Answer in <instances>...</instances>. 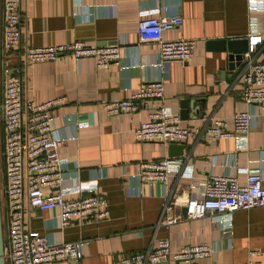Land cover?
Instances as JSON below:
<instances>
[{"label":"crops","instance_id":"0c3cea01","mask_svg":"<svg viewBox=\"0 0 264 264\" xmlns=\"http://www.w3.org/2000/svg\"><path fill=\"white\" fill-rule=\"evenodd\" d=\"M250 0H20V46L0 57V101L3 73L22 67L24 98L42 104L59 101L50 114L52 137L63 140L58 156L62 166V194L79 198L96 186L106 200L108 217L101 222L73 221L64 229L54 212L26 209L24 228L38 232L52 244L83 242L82 258L49 264H114L134 252L168 239L171 247L211 244L214 254L198 264H264V206L195 220L185 218L181 202L200 198L203 180L210 174L228 175L243 184L249 173L264 178V112L241 101L243 71L248 61H264V0H253L262 11L250 13ZM0 0V43H1ZM180 15L182 25L161 34L164 40L192 39L193 57L186 63L160 64L157 44L141 39L137 23L142 16ZM249 39L242 63L227 71V52L218 42ZM260 38V41L253 39ZM123 44L120 66L96 69L90 58H64L26 64V48L70 44ZM249 58V59H248ZM224 71H226L224 75ZM159 80L164 105L181 127L202 129L220 120L230 129L232 118L247 111L253 118L247 142L236 150L232 139L209 141L190 136L183 144L140 143L134 130L147 120V110L107 116L103 103L129 99L143 84ZM188 115L181 119V103ZM1 134V125H0ZM171 146V148H170ZM168 158L172 162L167 186L145 185L137 176L139 164ZM178 167L180 171L178 172ZM53 188H46L50 195ZM0 204L4 248L7 246L3 159L0 144ZM166 207H170L167 210ZM176 219L166 226L165 221ZM5 264H9L5 261ZM167 264H175L169 261Z\"/></svg>","mask_w":264,"mask_h":264},{"label":"built area","instance_id":"2783aa9c","mask_svg":"<svg viewBox=\"0 0 264 264\" xmlns=\"http://www.w3.org/2000/svg\"><path fill=\"white\" fill-rule=\"evenodd\" d=\"M262 1V0H261ZM250 13L262 11L255 1H248ZM182 25L180 15L148 17L137 23L141 39H152L157 44L160 64L164 62H188L195 51L192 39L164 40L161 34ZM20 0H2L0 57L5 59L16 50L22 40ZM260 41V38L253 39ZM123 44L87 46L75 41L70 44L26 48L25 63L55 62L64 58L80 60L90 58L96 69L110 65L120 66V49ZM249 59V58H248ZM23 67V66H22ZM22 67L9 70L2 67L3 85L0 101V144L3 159L5 219L7 246L4 258L9 264H49L59 261H78L82 258L83 242L52 244L38 232L24 228L26 209L54 212L64 229L75 220L80 224L101 222L107 219L106 200L97 187L83 189L79 198L66 200L62 194V166L66 160L58 156L63 140L52 137L54 118L50 114L59 101L36 104L24 98L20 75ZM241 101L264 112V61H248L243 71ZM163 82L156 80L141 85L129 99L104 102L107 116H124L147 110V120L134 130V138L140 143L159 142L165 146L183 144L190 136H202L209 141L232 139L236 150L247 142L253 116L238 112L232 118L231 128L214 120L202 129L181 127L178 117L164 105ZM172 162L168 158L146 161L139 164L137 176L149 186H167ZM180 167H178V172ZM55 188L50 195L46 188ZM200 198L190 197L181 202L185 218L195 220L217 215V222L225 227L220 217L223 213L248 210L264 206V178L258 172L249 173L243 184L228 175H208L202 183ZM170 210V207H166ZM176 219H168L165 225ZM214 254L211 244H196L174 250L168 239H159L154 247L134 252L118 259L114 264H198V261ZM243 264H257L249 260Z\"/></svg>","mask_w":264,"mask_h":264},{"label":"water","instance_id":"95a60500","mask_svg":"<svg viewBox=\"0 0 264 264\" xmlns=\"http://www.w3.org/2000/svg\"><path fill=\"white\" fill-rule=\"evenodd\" d=\"M220 52H227V71H233L238 67L243 61V54L247 53L250 48L249 39H233L229 41L218 42ZM226 71H224L225 75ZM189 102L183 101L181 103L182 110L180 112L181 119H186L187 117V106ZM171 148V146H170ZM0 264H5L4 258V245H3V235H2V221H1V204H0Z\"/></svg>","mask_w":264,"mask_h":264}]
</instances>
